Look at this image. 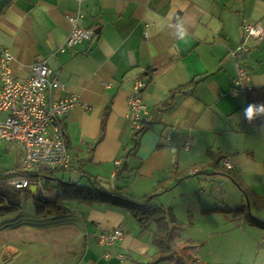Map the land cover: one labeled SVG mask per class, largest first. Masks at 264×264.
<instances>
[{
    "label": "crops",
    "instance_id": "crops-1",
    "mask_svg": "<svg viewBox=\"0 0 264 264\" xmlns=\"http://www.w3.org/2000/svg\"><path fill=\"white\" fill-rule=\"evenodd\" d=\"M79 11V24L95 28L96 35L61 51L73 28L68 17ZM248 24L264 29V0H7L0 10V53L2 48L9 50L13 71L22 79L30 75L35 61L48 60L62 84L50 98L79 96L81 103L69 110L62 122L72 156L66 171H78L81 183L88 181L84 171L93 177L115 178L116 161H122V155L132 147L129 96L135 79L143 73L146 116L174 88L192 84L176 95L171 106L159 111L140 135L118 185L127 189L138 179L150 187L161 181L178 184L182 178H176L193 169L197 172L190 175H196L200 185L203 178L218 174L208 155L212 150L228 156L234 174L249 190L264 196V132L242 118L246 89L264 86V39L248 35ZM181 25L187 32L184 39L180 38ZM238 65L247 68L248 77L234 94ZM4 143L6 151L15 150V166H20L18 145ZM84 178L87 181L83 182ZM124 182L127 185H122ZM207 190H202L206 198L209 192L214 193V185ZM241 199L239 204L245 197ZM194 201L193 206L207 214H212L207 209L238 205L232 198L220 203L212 198ZM83 206V234L88 245L78 261L69 264H166L153 260L158 248L151 238L157 226L145 235L138 233L134 219L125 224L126 211L109 202L80 205L79 209ZM253 214L264 219V210L255 209ZM218 221L203 228L207 237L214 232H233L230 237L242 240L241 232L249 243L221 246L223 252L237 255L236 259L227 256L218 262L217 253L204 256L197 252L199 260L264 264V227L240 224L234 216ZM118 227L124 232L121 239L110 246L100 243V233ZM191 239L194 243L206 240ZM188 246L179 248L180 252L191 253Z\"/></svg>",
    "mask_w": 264,
    "mask_h": 264
},
{
    "label": "rangeland",
    "instance_id": "rangeland-1",
    "mask_svg": "<svg viewBox=\"0 0 264 264\" xmlns=\"http://www.w3.org/2000/svg\"><path fill=\"white\" fill-rule=\"evenodd\" d=\"M6 149V144L1 142L0 170L13 168L17 164L15 150L10 148L11 151L8 152ZM71 174L72 176H70ZM55 176L65 177L66 180H76L80 177L79 172L75 169L56 171ZM181 178L182 181L178 184L176 182L173 184L166 182L159 188L155 185V187H150L149 184H145L144 181L138 179L128 185L125 193L129 198L136 201L143 200L148 191L159 193L154 196L150 205H163L175 214L178 221L175 243L178 248L182 249L184 246L190 245L191 238H205L204 242L197 240L198 242L191 243L195 247H191L190 252L194 255L198 252L199 255L203 254L204 256H207L210 252L217 253L219 257H215L217 258L215 260H218V262H224L222 260L227 256L236 259L237 255L232 256L223 252L221 246L223 244L230 247L235 244L240 245V247H243L244 244L248 245L249 242L244 238V234L241 235L240 232L242 240H235L230 237L229 234L233 232H214L207 237L203 229L208 228V223L220 222L219 219L221 221L227 218L232 219L233 214H215L214 212L207 214L194 207L193 204L195 205L194 200L212 198L215 202L220 203V200L232 198V202L239 205L241 198L246 197L244 190L238 183L223 174L207 177V180L203 178L200 185H198L196 175L184 174L183 177L180 176L176 179L180 180ZM85 181H87L86 178L83 179V182ZM101 182L108 186H114L116 183L115 179L109 177H102ZM87 183H89V179ZM122 185H127V182ZM210 185H214L215 191L213 194L209 192L206 198L202 190H207ZM1 186L3 188H0V264H69L78 261L79 256L88 245L86 235L83 234L86 230L83 222V217H86L83 210L85 206L79 209L80 205H87L86 203L75 200L69 201L70 211L68 214L54 216L48 213L41 216L37 213L34 198L27 194L26 189L19 190L9 183H2ZM109 204L112 207L125 210V224L134 219L137 222L136 225H138V233L148 235L152 234V230H155L156 221L152 220L147 226L142 227L129 207L120 203L117 204L114 201L109 202ZM251 212H255V208H252ZM58 254H61V256Z\"/></svg>",
    "mask_w": 264,
    "mask_h": 264
},
{
    "label": "built area",
    "instance_id": "built-area-1",
    "mask_svg": "<svg viewBox=\"0 0 264 264\" xmlns=\"http://www.w3.org/2000/svg\"><path fill=\"white\" fill-rule=\"evenodd\" d=\"M81 1V0H79ZM79 11L69 15L72 31L61 51L73 47L77 43L90 40L96 35L95 28L82 27L79 24ZM248 35L264 39V29L255 24L246 25ZM13 55L8 49L2 48L0 53V141L16 143L21 149V166L29 175L10 178L8 183L18 189L32 186L41 189L42 173L46 170L70 168L72 156L62 122V117L77 104L81 103L78 95H68L59 100L50 98L51 92L62 84L53 73L48 60L35 61L31 73L26 78H18L12 67ZM238 76L233 93L239 91L243 79L248 77L245 66L238 65ZM238 85V86H237ZM146 86L144 78L137 77L129 96V105L134 130L142 125L147 113V104L142 98ZM88 108L87 103H82ZM185 147L190 148L187 142ZM120 161H116L119 165ZM224 167L234 169V164L228 156L223 159ZM197 169L190 171L195 174ZM123 230L118 227L102 232L99 235L101 244L110 246L121 239Z\"/></svg>",
    "mask_w": 264,
    "mask_h": 264
},
{
    "label": "trees",
    "instance_id": "trees-1",
    "mask_svg": "<svg viewBox=\"0 0 264 264\" xmlns=\"http://www.w3.org/2000/svg\"><path fill=\"white\" fill-rule=\"evenodd\" d=\"M149 73L150 72H148V74ZM138 77L144 78V74L141 73ZM191 84L192 82H188L174 88L167 99L157 103L150 115L144 117L141 127L137 130H134L131 137L132 147L129 148V150H126V152L122 155V161H120V164L116 166L114 175L116 183L114 186H108L102 183L101 178L93 177L92 175L87 174L85 171L84 173L86 175L84 176L89 179V183H81L78 179L65 180L64 178L55 176L56 171H66L67 168L47 170L43 173V176H45L44 191H41V188L35 193L30 188L26 189L27 194L31 195L36 202L37 213L41 216H45L48 213H51L54 216L68 214L70 211L68 202L74 200L86 203L87 205H93L96 202L114 201L117 204L120 203L121 205L123 204L124 206L129 207V209H131L134 213L135 217H137V219L140 221L142 227L147 226L152 220L156 221L157 229L154 232L152 243L158 248V251L153 256L154 262L157 263L160 261H166V264H210L202 262L193 253L180 252L177 244L175 243L177 236L176 224L178 223L175 214L169 211V209L163 205H150L151 200L159 193L151 192L146 194L143 197V200L136 201L127 196V193H125V186L118 185L117 183L123 177L124 172L128 170V159L131 156L132 151L138 147V139L140 135L155 121L157 113L171 106L176 95ZM245 94L247 105L250 103H264V86L248 88L246 89ZM106 116L107 114H105V117ZM254 124L261 126L264 124V120H257L254 122ZM208 155L212 159V164L215 167L216 174H223L234 179V181L238 183L244 190L247 198L245 197L242 203L233 208H211L205 211L229 212L238 219L240 224L247 222L252 225L264 227V219L251 212V208L264 210V196L258 192L249 190L245 186L241 177L234 174L232 171L233 169H228L222 165V160L224 159L225 155L213 152L212 150L208 151ZM21 175H29V172L21 165L10 169L3 168L0 170V188L2 187L1 184H7L10 178ZM165 182L161 181L157 188H159ZM248 200L251 206L250 209L248 208L247 204ZM191 243L194 242L190 241V244ZM191 245L193 246V244Z\"/></svg>",
    "mask_w": 264,
    "mask_h": 264
},
{
    "label": "clouds",
    "instance_id": "clouds-1",
    "mask_svg": "<svg viewBox=\"0 0 264 264\" xmlns=\"http://www.w3.org/2000/svg\"><path fill=\"white\" fill-rule=\"evenodd\" d=\"M180 38L184 39L187 36L186 30L181 25ZM238 94V93H237ZM237 118L241 119V114L237 113ZM242 118L249 124H254L257 120H264V103H250L243 109ZM260 132H264V124L259 128Z\"/></svg>",
    "mask_w": 264,
    "mask_h": 264
},
{
    "label": "water",
    "instance_id": "water-1",
    "mask_svg": "<svg viewBox=\"0 0 264 264\" xmlns=\"http://www.w3.org/2000/svg\"><path fill=\"white\" fill-rule=\"evenodd\" d=\"M6 2H7V0H0V10H2V8L5 6ZM244 53H245V57H246L247 54H248V52L245 51ZM30 189H31L32 191H34V192L37 191V187H36V186H33V187H31ZM247 204H248V208L250 209L251 206H250V202H249V200L247 201Z\"/></svg>",
    "mask_w": 264,
    "mask_h": 264
},
{
    "label": "bare ground",
    "instance_id": "bare-ground-1",
    "mask_svg": "<svg viewBox=\"0 0 264 264\" xmlns=\"http://www.w3.org/2000/svg\"><path fill=\"white\" fill-rule=\"evenodd\" d=\"M2 141H4V140H2ZM4 142H8V143H12V141L11 142H9V141H4ZM19 147V146H18ZM20 149V148H19ZM20 152H21V149H20ZM21 156H22V152H21ZM20 162H21V157H20ZM71 166V165H70ZM47 171V170H46ZM44 173V172H43ZM43 173H42V179H43V184H42V186H41V188H42V190L41 191H44V189H45V184H44V182H45V176H43ZM10 184V183H9ZM33 187V186H32ZM16 188V187H15ZM31 188V187H30ZM18 189V188H17ZM23 189H27V188H23ZM21 190V189H20ZM39 190H38V187H37V191L36 192H38ZM34 192V191H33ZM35 192V193H36Z\"/></svg>",
    "mask_w": 264,
    "mask_h": 264
}]
</instances>
